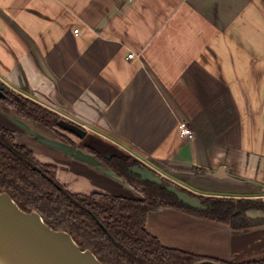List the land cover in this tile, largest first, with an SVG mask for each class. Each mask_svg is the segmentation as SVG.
I'll list each match as a JSON object with an SVG mask.
<instances>
[{"label":"crops","instance_id":"crops-1","mask_svg":"<svg viewBox=\"0 0 264 264\" xmlns=\"http://www.w3.org/2000/svg\"><path fill=\"white\" fill-rule=\"evenodd\" d=\"M0 82L57 113L79 143L129 154L202 196L264 199V0H0ZM17 117L0 103V122L67 188L63 164L89 179L79 194L141 198ZM185 123L194 140L181 137ZM147 226L172 249L264 258V227L234 231L165 208Z\"/></svg>","mask_w":264,"mask_h":264},{"label":"trees","instance_id":"trees-1","mask_svg":"<svg viewBox=\"0 0 264 264\" xmlns=\"http://www.w3.org/2000/svg\"><path fill=\"white\" fill-rule=\"evenodd\" d=\"M0 103L14 115L33 121L61 135L62 117L49 108L3 85ZM105 166L131 185L140 199L74 194L57 179L58 168L44 165L35 153L18 142L16 132L0 122V195L7 193L25 213L37 212L48 228L69 233L79 248L90 250L103 264H264V258L236 263L198 256L165 246L148 231L149 215L158 209H174L199 218L230 226L234 231L264 227V219H251V210L264 212V199H237L196 194L207 210H193L162 186L143 182L132 172L140 166L129 154L117 150L84 147ZM174 183V182H173ZM177 185V184H176Z\"/></svg>","mask_w":264,"mask_h":264},{"label":"water","instance_id":"water-1","mask_svg":"<svg viewBox=\"0 0 264 264\" xmlns=\"http://www.w3.org/2000/svg\"><path fill=\"white\" fill-rule=\"evenodd\" d=\"M3 84L0 82V98H3ZM27 132L37 137L40 142L58 151H63L77 161L95 166L105 174L122 180L111 168L106 166L93 154L76 148L64 140L44 138L30 130L22 118H11ZM143 182L162 186L171 195L193 210H207L208 206L198 197L185 193L173 182L163 180L152 169L140 164L132 169ZM251 219H264V212L251 210ZM0 264H103L90 250H82L66 231H54L45 224L37 212L28 214L22 211L7 194L0 195ZM199 264H218L205 261Z\"/></svg>","mask_w":264,"mask_h":264},{"label":"rangeland","instance_id":"rangeland-1","mask_svg":"<svg viewBox=\"0 0 264 264\" xmlns=\"http://www.w3.org/2000/svg\"><path fill=\"white\" fill-rule=\"evenodd\" d=\"M77 133H80L81 134V131H76ZM61 135H63V136H65L66 138H68L69 139V141L70 142H72V144L71 143H69V142H67V143H69V144H71V145H73L74 143H76V144H74L73 146H76V148H80V149H82V150H84V144L86 143V144H90L91 146H96L95 145V143L93 142V143H87V140H86V142L84 141V143H79V138L80 137H82L81 135H80V137H77V136H74V137H76V139L72 136V134H69L66 130H64V128L62 129V130H60V132H59ZM55 137H58V135L56 134V135H54ZM87 135H83V138L84 137H86ZM59 137H61V136H59ZM58 137V138H59ZM62 138V137H61ZM72 139H74V140H76V141H72ZM91 142V141H90ZM98 149H100V150H102V149H105V148H103V147H100V145H98L97 144V146H96ZM63 167H64V169H63V181L65 182V183H68V184H70V186H68V188L72 191V192H75V193H83V194H89L91 191H90V182H89V179L85 176V175H83V174H81V172H79V171H76L74 168H70L68 165H65V164H63ZM147 168H149V167H147ZM150 169V168H149ZM59 170V169H58ZM78 172V173H77ZM157 173V172H156ZM158 174V173H157ZM163 178V177H162ZM163 180H165V181H167V182H170L168 179H165V178H163ZM172 183V182H171ZM175 184V183H174Z\"/></svg>","mask_w":264,"mask_h":264},{"label":"built area","instance_id":"built-area-1","mask_svg":"<svg viewBox=\"0 0 264 264\" xmlns=\"http://www.w3.org/2000/svg\"><path fill=\"white\" fill-rule=\"evenodd\" d=\"M76 32H78V31H76ZM129 57L134 58L132 55ZM179 133H180L181 137L185 140L186 139L194 140L195 136H196L195 132L192 130V128L187 123L180 125Z\"/></svg>","mask_w":264,"mask_h":264},{"label":"flooded vegetation","instance_id":"flooded-vegetation-1","mask_svg":"<svg viewBox=\"0 0 264 264\" xmlns=\"http://www.w3.org/2000/svg\"><path fill=\"white\" fill-rule=\"evenodd\" d=\"M73 145H74V144H73ZM86 145H87V144L85 143V144H84V147H85Z\"/></svg>","mask_w":264,"mask_h":264}]
</instances>
